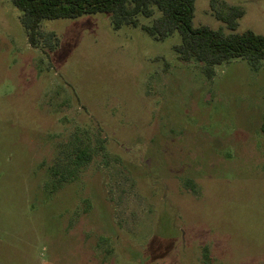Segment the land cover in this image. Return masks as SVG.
Wrapping results in <instances>:
<instances>
[{
	"label": "rangeland",
	"instance_id": "1",
	"mask_svg": "<svg viewBox=\"0 0 264 264\" xmlns=\"http://www.w3.org/2000/svg\"><path fill=\"white\" fill-rule=\"evenodd\" d=\"M228 5L264 35V0ZM21 15L0 0V264H264V62L210 78L178 35L108 14L43 20L34 47ZM193 23L224 26L209 0ZM86 146L76 179L53 180Z\"/></svg>",
	"mask_w": 264,
	"mask_h": 264
},
{
	"label": "trees",
	"instance_id": "2",
	"mask_svg": "<svg viewBox=\"0 0 264 264\" xmlns=\"http://www.w3.org/2000/svg\"><path fill=\"white\" fill-rule=\"evenodd\" d=\"M22 11L21 21L29 42L37 47L43 36L40 25L46 19L78 18L83 15L108 14L114 30L130 26L141 28L153 39L163 41L178 35L172 45L178 60L198 63L208 77H214L216 67L233 59H245L254 69L264 62V35L251 29L237 31L244 10L237 5L218 9L219 0H209L214 15L224 23L217 29L208 25L195 26L196 0H12ZM50 49L58 40L54 34L45 37ZM264 130V123H263ZM102 141V139H101ZM100 141V142H101ZM104 149V146H102ZM89 147L73 150L69 162L50 168L53 180L60 185L72 182L92 160ZM71 164V165H69Z\"/></svg>",
	"mask_w": 264,
	"mask_h": 264
}]
</instances>
